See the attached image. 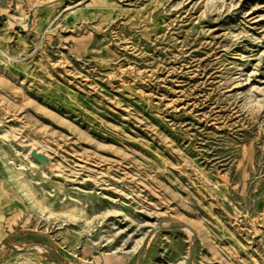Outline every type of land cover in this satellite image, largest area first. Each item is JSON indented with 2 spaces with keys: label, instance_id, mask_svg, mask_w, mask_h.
Segmentation results:
<instances>
[{
  "label": "rangeland",
  "instance_id": "obj_1",
  "mask_svg": "<svg viewBox=\"0 0 264 264\" xmlns=\"http://www.w3.org/2000/svg\"><path fill=\"white\" fill-rule=\"evenodd\" d=\"M0 159V264H264V0H0Z\"/></svg>",
  "mask_w": 264,
  "mask_h": 264
},
{
  "label": "crops",
  "instance_id": "obj_2",
  "mask_svg": "<svg viewBox=\"0 0 264 264\" xmlns=\"http://www.w3.org/2000/svg\"><path fill=\"white\" fill-rule=\"evenodd\" d=\"M3 171H4V173L2 172L0 174V196L5 195L7 193L6 189H7V183L8 182L6 180V177L8 175H7V170L6 169H4Z\"/></svg>",
  "mask_w": 264,
  "mask_h": 264
},
{
  "label": "bare ground",
  "instance_id": "obj_3",
  "mask_svg": "<svg viewBox=\"0 0 264 264\" xmlns=\"http://www.w3.org/2000/svg\"><path fill=\"white\" fill-rule=\"evenodd\" d=\"M3 164V163H2ZM3 166V169L2 170H0V174L3 172V170L5 169V166L4 165H2Z\"/></svg>",
  "mask_w": 264,
  "mask_h": 264
},
{
  "label": "built area",
  "instance_id": "obj_4",
  "mask_svg": "<svg viewBox=\"0 0 264 264\" xmlns=\"http://www.w3.org/2000/svg\"><path fill=\"white\" fill-rule=\"evenodd\" d=\"M0 161H1V159H0Z\"/></svg>",
  "mask_w": 264,
  "mask_h": 264
}]
</instances>
